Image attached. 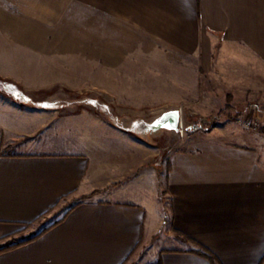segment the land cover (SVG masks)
Wrapping results in <instances>:
<instances>
[{
  "label": "crops",
  "instance_id": "0c3cea01",
  "mask_svg": "<svg viewBox=\"0 0 264 264\" xmlns=\"http://www.w3.org/2000/svg\"><path fill=\"white\" fill-rule=\"evenodd\" d=\"M11 12L37 25L25 33L13 23L0 27L2 76L15 77L28 62L16 55V46L39 54L31 46L32 31L43 41L62 38V23L84 22L89 38L138 37L140 54L166 51L205 59L217 48L237 70L233 84L246 86L247 93L250 85L264 90V0H0V20ZM166 112L150 123L153 138L175 131ZM35 116L0 114V244L63 202H80L37 239L0 251V264H213L195 252L202 248L220 264L262 263L261 138L235 136L217 124L191 134L171 153L160 184L158 175L128 178L118 175L124 167H103L89 145L42 138ZM8 146L10 152L2 154ZM163 190L170 199L168 224ZM164 228L172 246L156 242Z\"/></svg>",
  "mask_w": 264,
  "mask_h": 264
},
{
  "label": "rangeland",
  "instance_id": "374dc122",
  "mask_svg": "<svg viewBox=\"0 0 264 264\" xmlns=\"http://www.w3.org/2000/svg\"><path fill=\"white\" fill-rule=\"evenodd\" d=\"M12 23L22 33L37 25L29 26L23 16L11 12L0 20V27L10 29ZM62 26L63 37L45 39V44L31 30V46L39 54L27 55L22 45L15 47L20 51L16 55L28 62L19 65L15 77L0 74V114L24 111L31 119L38 115L40 125L44 123L37 124L42 138L89 145L97 150L103 167H124L118 175L128 178L158 175L160 184L175 147L216 124L235 136L261 138L264 143V90L250 85L247 93L246 86L232 83L238 74L229 54H219L217 48L205 59L166 51L140 54L138 37L89 38L84 22ZM240 74L246 77L243 70ZM252 96L258 98L251 101ZM230 104L234 108L229 115L225 109ZM171 110L180 111L182 131L149 135L150 123ZM76 200L58 205L24 226L19 235H32L54 223ZM160 202L168 224L170 199L165 190L160 191ZM164 232L165 228L156 242L172 246ZM154 252L155 246L150 247L147 260Z\"/></svg>",
  "mask_w": 264,
  "mask_h": 264
},
{
  "label": "trees",
  "instance_id": "16d2710c",
  "mask_svg": "<svg viewBox=\"0 0 264 264\" xmlns=\"http://www.w3.org/2000/svg\"><path fill=\"white\" fill-rule=\"evenodd\" d=\"M233 108H234V106L230 104V105H228V107H226L225 110L230 115V110H233ZM222 114H223V112H222ZM1 153L5 154L6 153V149H2ZM82 198H85V197H82ZM79 202H80V199L75 204L70 205L67 208L66 213L64 214V216L61 219H59L58 221H55L54 223L48 225L47 227L43 228L42 230H40V231H38V232H36V233H34L32 235L26 236V237H21L20 235L12 236L9 240H7L4 243L0 244V251H4L6 249H10V248H13V247H16V246H20V245L26 244L28 242H31V241L37 239L44 232H46L47 230H49L50 228L55 226L57 223H59L61 220H63V218L68 214V212L70 210H72ZM31 224L32 223H27V224H25V226H29ZM195 252L200 254V255L208 257L212 261L213 264H220L218 259L211 252H209L208 250H206L204 248H202L201 250H196ZM261 264H264V259H263Z\"/></svg>",
  "mask_w": 264,
  "mask_h": 264
},
{
  "label": "water",
  "instance_id": "95a60500",
  "mask_svg": "<svg viewBox=\"0 0 264 264\" xmlns=\"http://www.w3.org/2000/svg\"><path fill=\"white\" fill-rule=\"evenodd\" d=\"M164 119H167L169 122V126L178 130V125L180 124V111L178 110H171L167 111L165 115H163Z\"/></svg>",
  "mask_w": 264,
  "mask_h": 264
},
{
  "label": "built area",
  "instance_id": "2783aa9c",
  "mask_svg": "<svg viewBox=\"0 0 264 264\" xmlns=\"http://www.w3.org/2000/svg\"><path fill=\"white\" fill-rule=\"evenodd\" d=\"M181 124V123H180ZM178 125V131H182L181 129H182V126L181 125Z\"/></svg>",
  "mask_w": 264,
  "mask_h": 264
}]
</instances>
